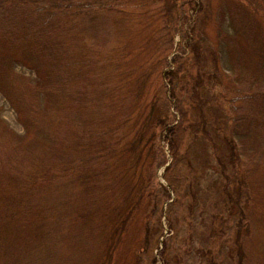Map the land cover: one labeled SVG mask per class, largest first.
Returning <instances> with one entry per match:
<instances>
[{"label": "rangeland", "instance_id": "1", "mask_svg": "<svg viewBox=\"0 0 264 264\" xmlns=\"http://www.w3.org/2000/svg\"><path fill=\"white\" fill-rule=\"evenodd\" d=\"M0 264H264V0H0Z\"/></svg>", "mask_w": 264, "mask_h": 264}, {"label": "trees", "instance_id": "2", "mask_svg": "<svg viewBox=\"0 0 264 264\" xmlns=\"http://www.w3.org/2000/svg\"><path fill=\"white\" fill-rule=\"evenodd\" d=\"M195 44H191V49H193V46ZM196 46V45H195ZM195 55H198L199 51L195 50ZM170 76H171V72H167L165 74V78H167V81L171 82L170 81ZM157 95H155L156 97ZM155 97L153 100H155ZM156 101V100H155ZM153 105V108L150 112H148L144 118L142 119V123L139 125L138 127V130H135V134L132 136V146L131 147H134V149L137 147V144L139 143V141H141L142 137L144 136V133L146 132V129L148 128H157V127H160V126H165L167 123H166V116H161L160 113L157 111V109H155V105ZM206 120V117H203V118H200L199 119V124L200 125L201 123L205 122ZM176 130H177V127L174 126V125H170V126H167L166 127V132L168 135H166L167 138H169V143H170V147L173 146L174 144V140H175V136H176ZM197 135V134H196ZM194 134V137L196 136ZM224 140V143L226 145V149L228 147V151L230 152V155L233 154L234 150L233 148L231 147V142L228 138L224 137L223 138ZM147 145V144H146ZM140 158V157H139ZM220 166H223L222 162H220ZM192 195V194H191ZM193 196V195H192ZM128 208V207H127Z\"/></svg>", "mask_w": 264, "mask_h": 264}]
</instances>
